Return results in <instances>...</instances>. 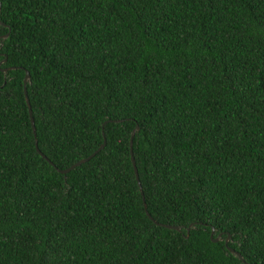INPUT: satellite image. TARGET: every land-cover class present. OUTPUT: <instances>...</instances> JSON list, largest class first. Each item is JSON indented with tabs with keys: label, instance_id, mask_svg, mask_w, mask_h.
Instances as JSON below:
<instances>
[{
	"label": "trees",
	"instance_id": "trees-1",
	"mask_svg": "<svg viewBox=\"0 0 264 264\" xmlns=\"http://www.w3.org/2000/svg\"><path fill=\"white\" fill-rule=\"evenodd\" d=\"M0 22V264H264V0H0ZM135 125L146 210L179 230L144 212Z\"/></svg>",
	"mask_w": 264,
	"mask_h": 264
},
{
	"label": "water",
	"instance_id": "water-1",
	"mask_svg": "<svg viewBox=\"0 0 264 264\" xmlns=\"http://www.w3.org/2000/svg\"><path fill=\"white\" fill-rule=\"evenodd\" d=\"M0 24H2L0 22ZM7 33L5 35H3V37H6ZM12 67H9L7 69H11ZM2 71H6V69H3ZM29 79V73L27 71L24 72V77L22 79V86H23V94H24V99H25V104L27 106V109H28V115L30 117V125H31V129H32V133H33V136L35 137V130H34V126H33V120H32V117H31V111H30V105H29V102H28V98H27V95H26V82L28 81ZM119 120H109L107 122H118ZM138 129V126L135 125L134 128L131 130L130 132V135H129V151H130V161H131V164H132V168H133V172H134V176H135V180H136V183H137V186H138V189H139V192H140V195H141V198H142V201H143V208H144V212L145 214L147 215V217L149 219H151L153 222H155L151 216L148 214L147 210H146V207H145V204H144V200H143V196H142V191H141V187H140V184H139V181H138V177H137V170H136V167H135V163H134V160H133V156H132V153H131V145H132V138L135 134V132L137 131ZM105 144V140L103 139L102 143L97 147V149H95L92 153H90L89 155H87L86 157L84 158H81L79 159L78 161L72 163L71 165H69L67 168H64V169H57L60 173L62 174H65L66 172L70 171L72 168H74L75 166H78L79 164L87 161L88 159H90L91 157H93L99 150H101L103 148ZM34 146H35V149H36V152L43 158H45V156L38 150L37 148V145H36V140L34 138ZM46 159V158H45ZM47 160V159H46ZM49 161V160H47ZM157 225H160L162 227H165V228H171V229H175V230H179L180 227L178 226H171V225H168V224H161V223H157L155 222ZM191 226V225H189ZM189 227L186 228V232L188 230ZM212 234H213V228L211 227L210 228V234H209V237L211 238V240L213 242H216L218 239H219V236L220 234H217L216 237L212 238ZM230 236L229 234H226V237L224 239V245L226 246L227 250L232 253L233 255H235L238 259H240L242 261V258L240 256V254L238 252H236L234 249H232L231 247H228L227 246V241L229 240Z\"/></svg>",
	"mask_w": 264,
	"mask_h": 264
}]
</instances>
